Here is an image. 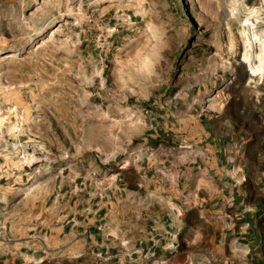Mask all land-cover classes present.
I'll return each instance as SVG.
<instances>
[{"label":"rangeland","instance_id":"obj_1","mask_svg":"<svg viewBox=\"0 0 264 264\" xmlns=\"http://www.w3.org/2000/svg\"><path fill=\"white\" fill-rule=\"evenodd\" d=\"M229 97L264 106V0H0V241L122 213L144 135ZM158 238L139 264H247Z\"/></svg>","mask_w":264,"mask_h":264},{"label":"crops","instance_id":"obj_2","mask_svg":"<svg viewBox=\"0 0 264 264\" xmlns=\"http://www.w3.org/2000/svg\"><path fill=\"white\" fill-rule=\"evenodd\" d=\"M191 109L174 116L169 132L145 134L138 159L125 161L122 180L112 183L123 192L122 213L109 204L87 219L93 228L82 213H58L39 237L0 241V264H139L156 250L155 236H169L171 252L186 260L197 244L206 254L237 252L264 264V106L249 110L229 97Z\"/></svg>","mask_w":264,"mask_h":264},{"label":"built area","instance_id":"obj_3","mask_svg":"<svg viewBox=\"0 0 264 264\" xmlns=\"http://www.w3.org/2000/svg\"><path fill=\"white\" fill-rule=\"evenodd\" d=\"M235 147H236V146H235ZM231 149L233 150V149H234V146H233ZM235 149H236V148H235ZM229 155H230V157L228 158V162H229V163H232V162H233V158L231 157V151H230ZM1 241L6 243L5 240H1Z\"/></svg>","mask_w":264,"mask_h":264},{"label":"bare ground","instance_id":"obj_4","mask_svg":"<svg viewBox=\"0 0 264 264\" xmlns=\"http://www.w3.org/2000/svg\"><path fill=\"white\" fill-rule=\"evenodd\" d=\"M253 69V68H252ZM253 71V70H252Z\"/></svg>","mask_w":264,"mask_h":264}]
</instances>
